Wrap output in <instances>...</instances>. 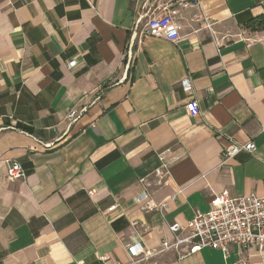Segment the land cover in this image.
I'll use <instances>...</instances> for the list:
<instances>
[{"label": "crops", "instance_id": "1", "mask_svg": "<svg viewBox=\"0 0 264 264\" xmlns=\"http://www.w3.org/2000/svg\"><path fill=\"white\" fill-rule=\"evenodd\" d=\"M164 4L179 11L176 42L142 34ZM262 36L264 0H0V264L257 260L236 245L228 260L180 258L186 246L142 259L127 244L158 249L167 222L215 207L214 193H264ZM251 140L254 153L223 158ZM6 158L27 176L9 179Z\"/></svg>", "mask_w": 264, "mask_h": 264}, {"label": "built area", "instance_id": "2", "mask_svg": "<svg viewBox=\"0 0 264 264\" xmlns=\"http://www.w3.org/2000/svg\"><path fill=\"white\" fill-rule=\"evenodd\" d=\"M184 8H201V0H178ZM160 10L147 17L142 34L147 36L162 37L168 41L176 42L180 38V24L177 20L179 13L172 4H164ZM264 44V36L260 38ZM248 44H252L251 41ZM76 62L73 60L70 65ZM183 90L192 93L194 86L191 77H186L181 82ZM87 107L81 109L72 108L67 114L70 123L78 119ZM186 110L191 116L200 113V104L197 98H192L186 103ZM49 145V143H48ZM256 145L254 141L246 143L232 142L223 150V158L228 159L247 151L254 153ZM7 176L11 180L22 179L27 176V170L17 160L6 158ZM165 164L157 170L163 173ZM144 182V180H142ZM95 189L89 190L92 194ZM142 195L147 196L146 190ZM142 195L139 198H143ZM216 206L206 212L196 210L194 217L186 224L177 221L167 222V227L172 233V239L163 238L158 249L147 248L135 240L127 244V250L133 257L141 256L142 259L150 258L160 252L174 249L178 251L182 246L188 248V252L180 253V258L199 252L205 248L219 249L225 260L231 256V246L236 245L242 250L254 251L258 259H238L231 264H264V193L249 192L246 194L232 196L228 190L214 193ZM148 208L155 207L148 204ZM164 204L159 208L163 209ZM114 206L109 210H113ZM100 262L106 264V256H99ZM155 264V263H153Z\"/></svg>", "mask_w": 264, "mask_h": 264}]
</instances>
